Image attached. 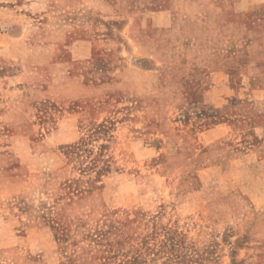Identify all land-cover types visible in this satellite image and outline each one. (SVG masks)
<instances>
[{"label": "rangeland", "instance_id": "374dc122", "mask_svg": "<svg viewBox=\"0 0 264 264\" xmlns=\"http://www.w3.org/2000/svg\"><path fill=\"white\" fill-rule=\"evenodd\" d=\"M0 264H264V0H0Z\"/></svg>", "mask_w": 264, "mask_h": 264}, {"label": "trees", "instance_id": "16d2710c", "mask_svg": "<svg viewBox=\"0 0 264 264\" xmlns=\"http://www.w3.org/2000/svg\"><path fill=\"white\" fill-rule=\"evenodd\" d=\"M101 172V171H100ZM100 172L99 173H97V175H99L100 174Z\"/></svg>", "mask_w": 264, "mask_h": 264}]
</instances>
